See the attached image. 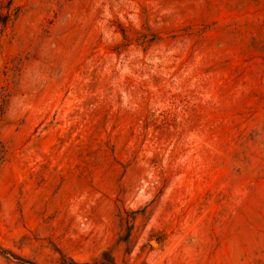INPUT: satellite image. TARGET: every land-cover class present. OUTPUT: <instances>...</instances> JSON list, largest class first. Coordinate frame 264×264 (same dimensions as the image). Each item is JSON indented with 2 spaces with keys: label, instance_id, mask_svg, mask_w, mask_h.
Segmentation results:
<instances>
[{
  "label": "rangeland",
  "instance_id": "1",
  "mask_svg": "<svg viewBox=\"0 0 264 264\" xmlns=\"http://www.w3.org/2000/svg\"><path fill=\"white\" fill-rule=\"evenodd\" d=\"M11 13L0 264H264V0Z\"/></svg>",
  "mask_w": 264,
  "mask_h": 264
},
{
  "label": "trees",
  "instance_id": "2",
  "mask_svg": "<svg viewBox=\"0 0 264 264\" xmlns=\"http://www.w3.org/2000/svg\"><path fill=\"white\" fill-rule=\"evenodd\" d=\"M13 0H10L6 3L3 0H0V24L6 26L10 17L12 16L11 8H12Z\"/></svg>",
  "mask_w": 264,
  "mask_h": 264
}]
</instances>
